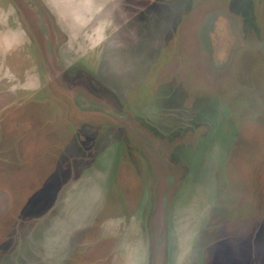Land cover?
Segmentation results:
<instances>
[{
    "label": "rangeland",
    "instance_id": "1",
    "mask_svg": "<svg viewBox=\"0 0 264 264\" xmlns=\"http://www.w3.org/2000/svg\"><path fill=\"white\" fill-rule=\"evenodd\" d=\"M0 264H264V0H0Z\"/></svg>",
    "mask_w": 264,
    "mask_h": 264
}]
</instances>
